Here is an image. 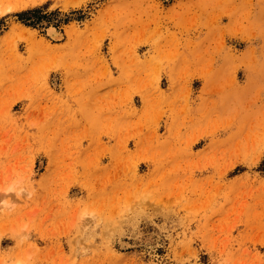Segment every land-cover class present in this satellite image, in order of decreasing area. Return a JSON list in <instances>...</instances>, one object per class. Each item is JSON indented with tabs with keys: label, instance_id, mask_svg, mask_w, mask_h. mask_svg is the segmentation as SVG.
<instances>
[{
	"label": "rangeland",
	"instance_id": "374dc122",
	"mask_svg": "<svg viewBox=\"0 0 264 264\" xmlns=\"http://www.w3.org/2000/svg\"><path fill=\"white\" fill-rule=\"evenodd\" d=\"M0 264H264V0H0Z\"/></svg>",
	"mask_w": 264,
	"mask_h": 264
},
{
	"label": "bare ground",
	"instance_id": "6f19581e",
	"mask_svg": "<svg viewBox=\"0 0 264 264\" xmlns=\"http://www.w3.org/2000/svg\"><path fill=\"white\" fill-rule=\"evenodd\" d=\"M47 32L55 39L60 38L62 35L58 30L52 27H49Z\"/></svg>",
	"mask_w": 264,
	"mask_h": 264
}]
</instances>
